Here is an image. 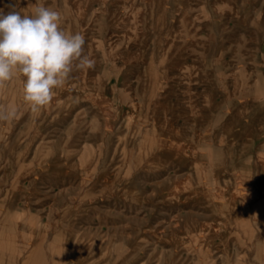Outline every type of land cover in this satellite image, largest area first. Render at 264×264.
I'll return each instance as SVG.
<instances>
[{
    "label": "rangeland",
    "instance_id": "1",
    "mask_svg": "<svg viewBox=\"0 0 264 264\" xmlns=\"http://www.w3.org/2000/svg\"><path fill=\"white\" fill-rule=\"evenodd\" d=\"M36 5L95 66L0 89V264H264V0Z\"/></svg>",
    "mask_w": 264,
    "mask_h": 264
},
{
    "label": "clouds",
    "instance_id": "2",
    "mask_svg": "<svg viewBox=\"0 0 264 264\" xmlns=\"http://www.w3.org/2000/svg\"><path fill=\"white\" fill-rule=\"evenodd\" d=\"M61 22L60 12L40 5L28 14L16 7L7 14L0 9V89L22 78V100L33 112L51 103L74 70L95 66L85 52L84 35L66 33ZM15 115V109L0 108V120Z\"/></svg>",
    "mask_w": 264,
    "mask_h": 264
},
{
    "label": "bare ground",
    "instance_id": "3",
    "mask_svg": "<svg viewBox=\"0 0 264 264\" xmlns=\"http://www.w3.org/2000/svg\"><path fill=\"white\" fill-rule=\"evenodd\" d=\"M152 77V76H151ZM62 99V98H61ZM75 115V114H74ZM163 177H164V175H163Z\"/></svg>",
    "mask_w": 264,
    "mask_h": 264
}]
</instances>
